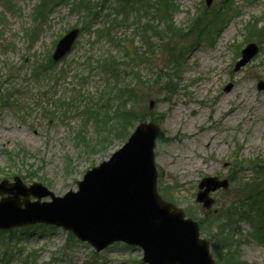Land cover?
I'll use <instances>...</instances> for the list:
<instances>
[{"label": "rangeland", "instance_id": "obj_1", "mask_svg": "<svg viewBox=\"0 0 264 264\" xmlns=\"http://www.w3.org/2000/svg\"><path fill=\"white\" fill-rule=\"evenodd\" d=\"M120 1L110 0L100 23L88 30L84 21L90 20L74 11L71 0H49L44 20L37 10L40 0H0V182L18 175L26 185L41 182L56 196L76 191L86 171L118 150L138 123L154 121L161 126L155 146L160 193L200 223L201 236L210 241L218 263L238 264L223 257L219 231L228 222L220 217L234 197L244 194L237 183L259 176L253 168L258 162L264 169V87L259 89L264 83V0H212L210 5L206 0H172L173 20L183 31L170 43L167 63L159 52L146 56L140 66L135 116L142 119L106 137L94 123L85 126L82 110L91 106L89 93L105 88L97 60L107 54L134 57L135 47L142 44L139 13L121 12ZM216 12L224 21L216 20ZM75 27L81 32L72 50L44 77H34L58 40ZM220 27L214 41L213 30ZM106 31L118 41H111ZM249 42L260 45L259 52L235 69ZM160 75L169 89L143 84ZM14 87L19 93L5 94ZM233 108L236 113L228 117ZM78 130H84L86 142L76 137ZM208 176L236 177V183L211 191L214 203L205 208L196 196L201 179ZM259 228L256 218L246 217L232 226L235 245L248 264H264ZM143 254L141 247L120 241L96 251L52 225L0 231V264H148Z\"/></svg>", "mask_w": 264, "mask_h": 264}, {"label": "water", "instance_id": "obj_2", "mask_svg": "<svg viewBox=\"0 0 264 264\" xmlns=\"http://www.w3.org/2000/svg\"><path fill=\"white\" fill-rule=\"evenodd\" d=\"M212 0H207L210 5ZM79 29L74 28L57 43L52 55L61 59L73 47ZM258 52L256 43L242 50L236 69ZM151 100L149 108L153 109ZM160 125L140 123L128 141L108 159L88 170L77 191L55 196L40 182L27 186L19 176L0 182V229L44 222L72 231L97 251L115 241L138 245L149 264H217L209 241L201 238L200 226L158 192L154 148ZM228 181L206 177L197 200L210 208L211 190L227 187ZM7 194V196H4ZM37 198L30 201V196ZM23 196V200L21 199ZM51 196L52 201H41ZM24 205V206H22Z\"/></svg>", "mask_w": 264, "mask_h": 264}, {"label": "trees", "instance_id": "obj_3", "mask_svg": "<svg viewBox=\"0 0 264 264\" xmlns=\"http://www.w3.org/2000/svg\"><path fill=\"white\" fill-rule=\"evenodd\" d=\"M48 1L49 0H40V3L37 5L40 18L43 20L45 18ZM71 1L74 11L79 10L78 12L83 17L90 20L89 22L88 20L84 21V29L88 28V30H90V26L94 21L99 22L98 20L100 19L101 12L105 10V6L107 7V3L110 2V0ZM118 8L121 12H126L127 14L131 11H137L139 13L137 30L142 44L137 48L135 47L133 51L134 57H129V53L124 56L128 61H125L124 57L120 58L112 54L104 55L103 58L97 60V66L100 69V71L97 72L99 75L105 77V88L102 90L96 89V93L92 95V92L88 94L87 97L89 102H91V106L82 110V112L85 119V126L92 122L95 125L96 131L105 136L116 129H126L129 125L142 119L141 117L135 116V103L140 96L139 92L142 86L139 82L140 66L143 64L146 56L154 55L159 52L167 63L173 51L170 47V43L175 41L176 36L183 31L180 27L175 25L173 20L172 0H121ZM223 18L225 17L221 16L220 12H216L217 21ZM206 28L210 27L206 25ZM98 30L99 29H97V32H100L99 35H102L101 33H103L104 30ZM107 35L110 37L111 41H118L114 35H111V32H107ZM46 61L45 64L38 65L34 72V77H44V75L49 72L54 62L51 58H48ZM167 66L165 65V69ZM96 67L92 68V70H96ZM90 74H92L91 71L89 75ZM89 75H87V78ZM10 77L13 79V74L9 73L8 79ZM82 78L85 79L86 77L83 76ZM133 78L137 79L136 82H138V85L133 81ZM165 81V77L160 75L154 80L150 81L149 79L147 82L144 81L143 84H157L162 87L166 85ZM166 86L167 89H169V86ZM165 88L166 87H164V89ZM164 89L162 90L163 92ZM19 91L20 88L16 89L14 87L13 90L5 94H16V92L19 93ZM83 96H86V94H83ZM91 98L93 102L90 100ZM59 101V104L63 103L62 100ZM66 104L69 107L70 103L68 102ZM49 113V109H45V114ZM52 118L53 115L50 119ZM85 135L84 130H78L76 133V137L79 140L83 139L86 142ZM258 163L260 165H256L253 168L257 172L260 171L258 174L259 176L254 178L251 182L249 181V183L244 182V180H240L237 183L238 188L243 186L242 190L244 194L240 193V197H234L231 203L232 206L224 210L220 217L221 222H228V225H226L223 230L219 231L222 234L219 237V244L222 245L221 249L224 251L223 257L226 261L230 260L238 264H248L242 259V255L239 253V248L235 245V234L232 232V226L235 225V223L240 225V221L243 217L247 219L256 218L257 223L260 224L259 233H264V169L260 170V168L263 167L260 162ZM249 164L252 163L249 162ZM235 179L236 177H232L233 184L236 183ZM234 203L237 207H235ZM243 213H245V215Z\"/></svg>", "mask_w": 264, "mask_h": 264}, {"label": "bare ground", "instance_id": "obj_4", "mask_svg": "<svg viewBox=\"0 0 264 264\" xmlns=\"http://www.w3.org/2000/svg\"><path fill=\"white\" fill-rule=\"evenodd\" d=\"M235 113H236V109L233 108V109L231 110V113L228 114V117L231 116L232 114H235Z\"/></svg>", "mask_w": 264, "mask_h": 264}]
</instances>
